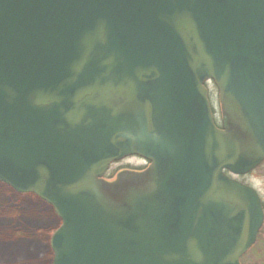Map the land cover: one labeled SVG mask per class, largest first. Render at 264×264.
<instances>
[{
	"label": "water",
	"instance_id": "95a60500",
	"mask_svg": "<svg viewBox=\"0 0 264 264\" xmlns=\"http://www.w3.org/2000/svg\"><path fill=\"white\" fill-rule=\"evenodd\" d=\"M263 162L264 0H0V181L52 264H242Z\"/></svg>",
	"mask_w": 264,
	"mask_h": 264
},
{
	"label": "trees",
	"instance_id": "16d2710c",
	"mask_svg": "<svg viewBox=\"0 0 264 264\" xmlns=\"http://www.w3.org/2000/svg\"><path fill=\"white\" fill-rule=\"evenodd\" d=\"M0 187L17 196L0 209V264H52L50 238L61 223L53 207L5 183Z\"/></svg>",
	"mask_w": 264,
	"mask_h": 264
},
{
	"label": "rangeland",
	"instance_id": "374dc122",
	"mask_svg": "<svg viewBox=\"0 0 264 264\" xmlns=\"http://www.w3.org/2000/svg\"><path fill=\"white\" fill-rule=\"evenodd\" d=\"M207 86L216 119L218 122H220L221 112L220 102L218 99V90L213 83H208ZM144 166L145 160L143 158L138 156H128L113 163L107 175H112L110 177L113 178L115 177L116 173L122 169H142ZM236 178L254 187L260 194L264 203V163L252 172L246 175L236 176ZM16 197L17 196L14 192L6 191L3 187H0V209H2L4 205L6 206V204H8L10 201L15 202L17 199ZM241 262L242 264H264V225L256 243L245 253V255H243Z\"/></svg>",
	"mask_w": 264,
	"mask_h": 264
},
{
	"label": "flooded vegetation",
	"instance_id": "af4514ba",
	"mask_svg": "<svg viewBox=\"0 0 264 264\" xmlns=\"http://www.w3.org/2000/svg\"><path fill=\"white\" fill-rule=\"evenodd\" d=\"M147 164H148V163L145 162V167L147 166ZM262 202H263V200H262ZM263 206H264V203H263ZM263 225H264V224H263ZM263 225H262V228H263ZM262 228L260 229V231H259V233H258V237H257V239L259 238V235H260V233H261V231H262Z\"/></svg>",
	"mask_w": 264,
	"mask_h": 264
}]
</instances>
